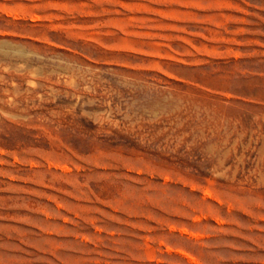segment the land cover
<instances>
[{"label": "rangeland", "instance_id": "1", "mask_svg": "<svg viewBox=\"0 0 264 264\" xmlns=\"http://www.w3.org/2000/svg\"><path fill=\"white\" fill-rule=\"evenodd\" d=\"M0 264H264V0H0Z\"/></svg>", "mask_w": 264, "mask_h": 264}]
</instances>
